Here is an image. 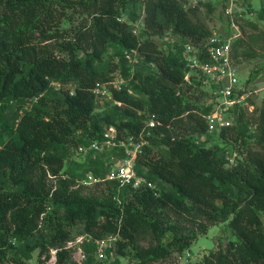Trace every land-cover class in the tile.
<instances>
[{
    "label": "trees",
    "instance_id": "16d2710c",
    "mask_svg": "<svg viewBox=\"0 0 264 264\" xmlns=\"http://www.w3.org/2000/svg\"><path fill=\"white\" fill-rule=\"evenodd\" d=\"M137 3L143 16L134 33ZM184 4L0 0V264H32L35 251L36 264H48L52 249L54 264H122L121 258L153 264L182 253L220 222L235 239L209 251L200 264H264V99L251 101L252 112L233 109V124L215 130L222 146L197 139L207 131L202 115L211 103L186 96L202 82L195 74L184 79L181 51L209 35L193 17L198 5L210 12L214 5ZM125 12L130 22L122 20ZM255 16L264 19V5ZM168 30L175 39L162 49L153 37ZM243 42L240 37L233 43L236 59ZM108 47L117 63L103 59ZM130 50L140 55L136 68L126 58ZM140 63L154 70L145 72ZM263 67L250 71L249 82L263 78ZM116 68L125 83L110 90L121 105H97L94 87L111 80ZM53 83L75 88L58 90ZM10 103L15 109L6 120ZM151 114L160 124L143 135L134 164L144 181L75 187L88 172L101 178L106 173L100 158L82 160L73 153L100 141L106 125L116 127L119 139L136 138ZM113 149L123 157V148ZM78 224L90 240L83 244L86 258L74 263L64 246ZM108 234L118 235L116 256L98 260L93 241Z\"/></svg>",
    "mask_w": 264,
    "mask_h": 264
},
{
    "label": "built area",
    "instance_id": "2783aa9c",
    "mask_svg": "<svg viewBox=\"0 0 264 264\" xmlns=\"http://www.w3.org/2000/svg\"><path fill=\"white\" fill-rule=\"evenodd\" d=\"M234 5V0H229L227 7L224 9L226 21L221 29L210 31L209 35L199 40L196 45L186 43L181 51V58L188 69L184 79L188 81L190 75L195 74L203 78L208 86H211V90L209 89L211 111L202 115L207 123V131L219 130L222 127L232 125L236 118L233 113L236 106H241L248 112H252L254 104L251 101H255L258 95L264 98V67L262 71L263 78H257L253 82L248 80L249 73L245 81H240L238 77L239 69L237 59L233 53V43L242 36L239 18L242 19L243 15L238 12L240 10L234 8ZM137 27L138 22H135L132 27L134 33L137 32ZM126 58L132 67H135L140 61V55L136 50L127 52ZM258 79L259 81H257ZM124 83L125 79L117 74L111 80L94 87L93 93L96 97V104H104L109 101L121 105V102L113 99L110 89L119 90ZM32 100H36V97ZM159 124L160 122L154 115H149L137 137H129L128 143L118 138V131L114 125H106L103 128L104 131L100 141H92L85 148V151L97 153L103 147L110 149L123 148V157L120 159L118 167L108 171L105 180H117L120 185L138 186L144 179L137 176L134 164L137 155L141 152V146L145 144L143 135L149 134V128ZM81 149L79 147V150ZM232 156L228 157L230 164L234 162L235 153ZM98 180H100L98 177L88 172L84 177L75 180V187L88 185ZM147 185L150 186V183H147ZM117 238V234H108L100 239H94L97 257H103L108 249L114 248ZM89 240L88 235L81 234L66 242L64 248L70 250V259L74 263H81L86 258L83 244ZM55 252V249L51 250L53 262H55Z\"/></svg>",
    "mask_w": 264,
    "mask_h": 264
},
{
    "label": "rangeland",
    "instance_id": "374dc122",
    "mask_svg": "<svg viewBox=\"0 0 264 264\" xmlns=\"http://www.w3.org/2000/svg\"><path fill=\"white\" fill-rule=\"evenodd\" d=\"M193 1L194 0H183V2H185L184 4L185 7H188L190 5H195L198 1L210 2L214 5L213 10L210 12L207 10L205 6L197 4L198 10L196 11V16L193 17L194 20L202 23L210 31L221 29L224 26L226 21L224 9L225 7H227L229 0H197L196 2ZM234 4H235L234 8L240 10L238 12H240L243 15V18L242 19L239 18V19H240V29L242 34L241 37L243 38L244 42L243 44H241L240 47H238L237 63L239 69L238 71L239 80L245 81L248 73H250L251 70L258 69L259 67L261 69V65H264V19H260L255 16L257 11L260 9V7L264 5V0H234ZM247 5L250 8V11L249 10L247 11L246 9ZM133 7L138 12H140L139 17L133 21L139 22L143 16L142 6L139 3H137ZM121 18L123 20H127L130 22L127 12H125L121 16ZM153 39L158 46H160L162 49H165L166 42L170 41V39H175V36L170 32V30H168L163 32L160 36H154ZM103 59L105 61L112 59L114 62L116 63L118 62V57L114 55L113 49L110 47L106 49L103 55ZM138 66L139 69L145 72L154 70L153 64L140 63ZM117 74H120L119 68H116L112 72V75L117 76ZM196 77L197 79L201 78L198 76ZM200 80L202 82L201 84H198L197 86L193 84L190 88L187 89L186 94L188 95L186 96L189 97V99L191 100L195 99L198 101H202L203 103H209V101L211 100L209 95V91H210L209 86L207 82L203 80V78H201ZM257 81H259V79ZM53 85L58 90H69L70 92H72L73 89L75 88L74 83H70L66 85L53 83ZM261 99L264 98H261L260 95H258L254 102H256L257 105H259ZM100 105H104V104H100ZM101 107H99L100 110L103 109V107L102 108ZM14 109H15V103H10L9 110L5 114L6 120H10V114L13 112ZM254 127H255V123L252 120H250L249 129L253 131ZM182 132L186 133L187 135L189 134L188 131H182ZM126 138L127 137L123 138V141L128 143V139ZM197 139H201V140L207 139V144H206L207 146L215 147V146L223 145L222 140L218 138L217 132L215 130H208L204 135L200 136ZM250 146L252 148L259 149V146L256 145L252 140L250 141ZM236 147L237 145H235V148ZM114 150L117 149H110L107 147H103L97 153H94L92 151H80L77 153H73V155L76 158H81L82 160H87L89 157H92L93 159L100 158V160L104 165V170L106 173L105 175H107L108 171L118 167V164L120 163V159L122 158L119 154L115 153ZM96 177H98L100 180L80 187H85V189L88 187V189L92 190L95 184L102 183V181L105 180V176L104 178H101L99 176ZM103 186L104 185L101 184L99 188H102ZM80 230H81V226L79 224L76 225L72 234V238L81 235L82 232ZM231 239H235V235L233 234V232L225 222H220L217 223L216 225L210 226L206 233H199L196 239L191 244V246L188 249L184 250L182 253L173 252L169 258L153 264H200L204 255H207L209 251L215 250L218 245L220 247H224L226 243ZM51 256L52 253L50 252V258L47 262L48 264H54ZM115 256H116L115 249L110 248L106 251L103 257L101 258L97 257V259L110 261ZM121 263L129 264L126 258H121ZM32 264H36V251L34 252V258L32 259ZM68 264H72V263L70 262Z\"/></svg>",
    "mask_w": 264,
    "mask_h": 264
}]
</instances>
